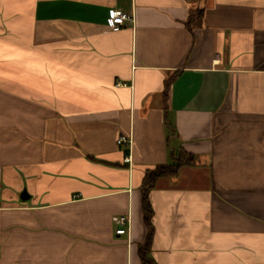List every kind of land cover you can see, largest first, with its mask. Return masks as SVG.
Segmentation results:
<instances>
[{"label": "crops", "instance_id": "1", "mask_svg": "<svg viewBox=\"0 0 264 264\" xmlns=\"http://www.w3.org/2000/svg\"><path fill=\"white\" fill-rule=\"evenodd\" d=\"M181 150L149 256L264 264V0H0V264H143Z\"/></svg>", "mask_w": 264, "mask_h": 264}, {"label": "trees", "instance_id": "2", "mask_svg": "<svg viewBox=\"0 0 264 264\" xmlns=\"http://www.w3.org/2000/svg\"><path fill=\"white\" fill-rule=\"evenodd\" d=\"M199 16H202V11H199ZM172 163L160 165L153 170L146 173L143 189H142V206L144 213V222L148 229L147 239L143 246L140 248V255L143 264H156L155 261L149 256V250L153 239V208L150 201L149 193L153 188L155 182L162 177H172L179 173V170L184 166H190L195 163L196 157L192 154L186 153L181 150L179 154H172Z\"/></svg>", "mask_w": 264, "mask_h": 264}, {"label": "built area", "instance_id": "3", "mask_svg": "<svg viewBox=\"0 0 264 264\" xmlns=\"http://www.w3.org/2000/svg\"><path fill=\"white\" fill-rule=\"evenodd\" d=\"M134 21V15L132 13H126L118 9H113L110 12V16L108 18V26L111 31L118 32L123 27L132 23ZM118 146H130L131 145V138L125 135H121L117 139ZM131 156L128 155L124 158L125 163H131ZM113 222L118 225L124 227L128 222L129 218L124 216H117L113 218ZM126 230L124 228L117 229L116 233L118 235L125 234Z\"/></svg>", "mask_w": 264, "mask_h": 264}]
</instances>
